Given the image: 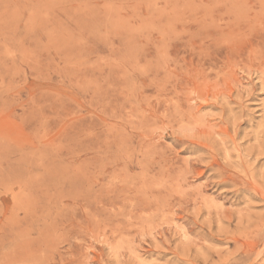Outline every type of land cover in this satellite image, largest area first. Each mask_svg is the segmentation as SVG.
I'll list each match as a JSON object with an SVG mask.
<instances>
[{
    "label": "rangeland",
    "instance_id": "rangeland-1",
    "mask_svg": "<svg viewBox=\"0 0 264 264\" xmlns=\"http://www.w3.org/2000/svg\"><path fill=\"white\" fill-rule=\"evenodd\" d=\"M0 264H264V0H0Z\"/></svg>",
    "mask_w": 264,
    "mask_h": 264
}]
</instances>
